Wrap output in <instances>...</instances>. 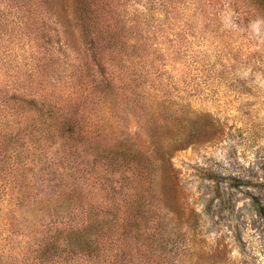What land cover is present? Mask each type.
<instances>
[{
	"label": "rangeland",
	"instance_id": "obj_1",
	"mask_svg": "<svg viewBox=\"0 0 264 264\" xmlns=\"http://www.w3.org/2000/svg\"><path fill=\"white\" fill-rule=\"evenodd\" d=\"M263 214L264 0H0V264H264Z\"/></svg>",
	"mask_w": 264,
	"mask_h": 264
},
{
	"label": "trees",
	"instance_id": "obj_2",
	"mask_svg": "<svg viewBox=\"0 0 264 264\" xmlns=\"http://www.w3.org/2000/svg\"><path fill=\"white\" fill-rule=\"evenodd\" d=\"M160 177H161V180H160V184H159L158 189H159L161 198L165 202V197L167 196V192H168V188L166 187V182H167V180L171 179V176H167L166 172L162 171ZM263 217H264V214H263Z\"/></svg>",
	"mask_w": 264,
	"mask_h": 264
}]
</instances>
